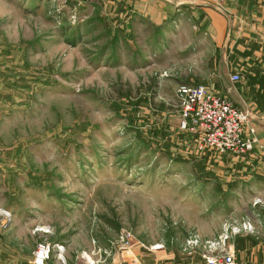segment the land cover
<instances>
[{"label":"rangeland","instance_id":"374dc122","mask_svg":"<svg viewBox=\"0 0 264 264\" xmlns=\"http://www.w3.org/2000/svg\"><path fill=\"white\" fill-rule=\"evenodd\" d=\"M74 2L0 0V264H34L39 243L46 264H166L227 226L234 263L264 264L257 177L197 154L171 106L202 84L247 108L246 78L230 83L188 5L127 34L117 21L116 40Z\"/></svg>","mask_w":264,"mask_h":264},{"label":"crops","instance_id":"0c3cea01","mask_svg":"<svg viewBox=\"0 0 264 264\" xmlns=\"http://www.w3.org/2000/svg\"><path fill=\"white\" fill-rule=\"evenodd\" d=\"M74 1L81 2L72 8L76 10L81 4L80 12L84 18L89 16V13H86L87 8L90 9L92 6L95 8L96 3L98 6L96 9L99 10L97 17L107 22L106 29L114 39L117 38L115 36L117 21H120L118 25L121 29L125 28L124 33L127 34L131 28L127 21L133 17L138 21L141 20L142 23L160 26L169 20L171 14V5L163 0ZM186 9L193 14L194 21L198 25V32L207 36L215 44V48L223 49L221 60L229 71L228 76L240 73L241 81L246 78L242 95L245 100L243 103L252 114L251 123L256 130L259 147L247 156L233 160V164L229 166H232L233 171L238 172L240 176L242 173L238 171L239 169L246 171L248 176L244 179L257 177L260 185L258 194L262 197L257 205L263 211L262 223L264 224V0H206L202 3L188 4ZM200 38L202 40L203 36ZM25 260L23 264H29ZM166 264L206 263L201 259V253L200 255L193 253L189 256L183 255V259Z\"/></svg>","mask_w":264,"mask_h":264},{"label":"built area","instance_id":"2783aa9c","mask_svg":"<svg viewBox=\"0 0 264 264\" xmlns=\"http://www.w3.org/2000/svg\"><path fill=\"white\" fill-rule=\"evenodd\" d=\"M175 6L202 3L206 0H163ZM75 10V9H74ZM232 84L241 81L240 73L229 76ZM178 114V130L186 134L190 144L194 145L199 155L210 153L218 158L227 156L233 160L243 158L259 147L256 130L252 125V114L248 108L237 107L227 98L213 92L205 85H180L174 93ZM260 203V202H259ZM251 229L249 223L243 224V230ZM234 228L227 226L225 233L216 241H206L204 252L200 239L189 236L181 245L184 255H192L197 249H202L201 259L206 264H235L234 250L226 247V241L235 235ZM238 232V231H237ZM162 248V246H160ZM218 247V251L217 250ZM215 251V252H213ZM51 247L39 243L33 253L34 264H46L50 258ZM125 264H143L139 259Z\"/></svg>","mask_w":264,"mask_h":264},{"label":"trees","instance_id":"16d2710c","mask_svg":"<svg viewBox=\"0 0 264 264\" xmlns=\"http://www.w3.org/2000/svg\"><path fill=\"white\" fill-rule=\"evenodd\" d=\"M199 85V84H198Z\"/></svg>","mask_w":264,"mask_h":264}]
</instances>
